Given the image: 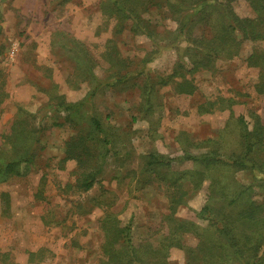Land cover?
<instances>
[{
	"label": "rangeland",
	"instance_id": "obj_1",
	"mask_svg": "<svg viewBox=\"0 0 264 264\" xmlns=\"http://www.w3.org/2000/svg\"><path fill=\"white\" fill-rule=\"evenodd\" d=\"M101 2L0 0L1 166L14 156L9 144L1 146L12 126L33 132L27 139L33 162L18 166V175L0 173V264H103L100 220L108 211L130 227L134 245L150 242L159 248L172 183L182 180L190 192V176L205 165L176 159L149 170L148 154H199L219 143L226 154L238 150V116L251 131L264 126V93L255 87L259 68L246 60L255 48L264 49V41L245 40L238 56L188 72L191 65L181 58L187 53L184 41L180 49L173 38L149 39L128 27L115 32V20L102 11ZM232 6L239 17L264 19V0H233ZM190 13L175 16L164 5L152 6L144 16L163 32L175 30ZM191 32L211 34V27L193 25ZM184 74L194 79L190 94L178 89ZM56 102H83L81 126L66 118L63 105L53 109ZM90 114L118 142L94 185L84 189L80 178L89 165L97 167L104 149L94 143L90 150L97 160L84 153V163L66 150L79 128L86 134ZM203 140L210 141L196 146ZM260 156L264 151L255 152ZM232 170L237 182L231 183L246 189L235 211L247 202L264 206V165L256 175L248 168ZM232 170L205 167L201 185L177 207L173 220L205 227L209 220L198 213L209 202L210 184ZM177 241L182 245L168 249L169 264H201L187 251L198 247L197 234L183 233ZM260 252L264 255V242Z\"/></svg>",
	"mask_w": 264,
	"mask_h": 264
},
{
	"label": "trees",
	"instance_id": "obj_2",
	"mask_svg": "<svg viewBox=\"0 0 264 264\" xmlns=\"http://www.w3.org/2000/svg\"><path fill=\"white\" fill-rule=\"evenodd\" d=\"M233 0H102V11L110 18L115 20V32H120L128 27L133 34H144L149 39L158 37L159 39H174V43L183 49L181 43L184 41L186 54L181 53L184 62L191 65L187 68L194 71L213 65L216 60L221 58H234L242 51V44L245 40L253 42L264 41V19L261 17H239L232 6ZM164 5L178 16L183 10L191 12L188 18L178 20V27L173 30L164 29L159 32L152 25L144 13L149 12L152 6L163 7ZM202 28L211 27V34L205 32L201 36H192L191 27L199 25ZM210 35V37L208 36ZM241 37V38H240ZM188 56V57H185ZM248 64L259 68V76L256 83V90L264 93V49L255 48L246 58ZM184 80L177 82L179 92L192 93L195 89L194 79L185 77ZM83 102L52 104L53 109H63L67 113L66 118L73 121L74 127H80L83 119L81 109ZM232 119V115H231ZM236 122L240 126V137L238 150L230 153H223V143L206 152L193 154L185 152L179 157H170L160 152L149 153L147 169L154 170L156 166H170L176 159H191L205 165L206 168L216 167L219 169H244L248 168L255 175L264 165V158H255L264 151V126L248 129L247 123L242 115L238 116ZM88 130L81 132V128L76 134L72 135L67 142V155L77 157L82 163V155L93 156L90 146L94 143L103 148V153L98 159L97 167L89 165L80 180V187L90 189L95 181L97 174L103 169L107 153L111 145H116L118 140L106 131L103 122L95 115L90 114L87 120ZM38 133V131H37ZM257 134L256 141L253 135ZM33 132L18 130L17 127L11 128L7 142L3 145H10V150L14 156L6 159L4 165L0 164V173L5 175H18L17 169L22 164L33 162V152L31 138ZM207 141L196 143L201 146ZM213 141V140H212ZM194 145V144H193ZM118 149L121 146L117 144ZM117 153H119L117 151ZM90 156V158H91ZM196 169L190 176L192 185L190 192L186 190L182 180H175L172 183L173 192L171 193L169 213L166 216V233L159 239V248H155L152 243H140L134 245L129 234L130 227L122 226L117 214L106 212L100 220V228L104 234L102 250L104 256L103 264H169L167 261L168 249L171 246H181L177 241L178 235L193 232L200 237L199 245L195 249L187 248L191 257L197 259L201 264H259V260L264 259L260 249L264 242V206L247 202L244 209L235 211L236 204L240 199V194L246 190L237 187L231 182H237L233 177L232 170L230 175L225 178H215L214 184L209 187V202L200 209L198 215L208 219L205 227L199 226L193 221L173 220V214L177 207L186 203L187 197L195 192L201 185L204 169ZM6 177V176H4ZM263 183H264V177ZM78 180V181H79ZM239 189V190H238ZM238 190V191H237ZM233 211H235L233 213ZM172 221L174 223L172 224ZM186 264H189L188 262Z\"/></svg>",
	"mask_w": 264,
	"mask_h": 264
},
{
	"label": "crops",
	"instance_id": "obj_3",
	"mask_svg": "<svg viewBox=\"0 0 264 264\" xmlns=\"http://www.w3.org/2000/svg\"><path fill=\"white\" fill-rule=\"evenodd\" d=\"M18 100H20V98H17Z\"/></svg>",
	"mask_w": 264,
	"mask_h": 264
}]
</instances>
